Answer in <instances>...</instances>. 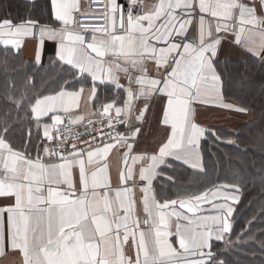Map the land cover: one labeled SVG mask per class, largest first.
<instances>
[{
    "label": "snow or ice",
    "instance_id": "obj_1",
    "mask_svg": "<svg viewBox=\"0 0 264 264\" xmlns=\"http://www.w3.org/2000/svg\"><path fill=\"white\" fill-rule=\"evenodd\" d=\"M30 2L34 3V0ZM95 2L97 7L102 5L103 11L93 14V18L103 19L104 24L92 27L94 35L86 48L84 36L73 34L68 28L73 23V12L79 11L75 0H51L53 18L62 25L59 29L42 26L31 18L19 24L8 17L0 20V42L5 45L17 46V37L29 35L36 28L42 38H58L56 55L68 66L65 70L70 77L63 81L55 95H38L30 104L36 134L33 137L31 128L28 129L23 152L15 149L8 140L12 126L5 124L0 128V198H14V204L0 207V216L7 213L6 229L0 221V256L6 254L7 248L17 254L19 264H226L219 254L226 249L213 250L212 241L232 246L244 236L247 226L237 234L235 241L231 239V218L235 211L231 205L239 202V185H223L225 189L234 190L235 194L221 197L231 204L219 205V215L203 218L202 231L193 232L190 236L188 229L182 230L177 224L175 235L180 249L186 255L199 257L191 261L181 256L168 242L166 237L170 233L164 229L167 227L166 217L174 215L178 219H187L189 226L193 224L192 218L182 216L175 209L164 211L169 205H176L177 200L159 203L153 196L150 201L147 193L152 190L154 179L163 173L160 166L172 167L173 160L205 171L200 164L193 162L200 147L199 141L206 135V130L194 122V106L205 103L221 89L222 77L217 71L221 62L220 46L222 40L228 38L227 21L236 18L234 12L239 14V31L231 33L236 37L232 43L241 44L246 30H258L261 42L257 45L252 41L247 51L264 63V0H250L247 4L243 0H159L144 12H137V8L144 7L142 0H128L127 9L117 0ZM206 17L212 18L208 21L207 31ZM117 21L123 34H117ZM212 23H215L214 30ZM246 25L251 27L246 29ZM81 27L89 30L87 25ZM95 33H101L102 38H97ZM105 57L110 59L105 60ZM39 61L38 51L37 63ZM149 61L155 64L156 78L147 75ZM119 73H123V77ZM85 74L92 82L89 100L96 97L97 81L112 84L115 89L123 88L127 96L123 108L115 107L116 117H125L120 122L127 130L110 136L107 143L105 134L101 135L98 144L95 137L91 142L84 141L89 144L86 151L77 147L79 136L69 134L61 137L59 129L55 135L52 133V127L61 123L59 115L52 116V125L43 123V136L40 134L43 116L61 110L70 112L71 106H65V98L75 103L84 89L81 86L80 92H68L65 86L86 79ZM121 78L129 81L127 86L119 83ZM133 84L139 87L134 89ZM154 98L159 99L162 105V122L171 126L172 135L159 148L158 154L150 158L133 155L141 129L129 119L132 101L145 100V106L134 118L142 122ZM22 100L23 97L13 103L20 108ZM114 105L115 101L102 105V111H96L103 117ZM234 110L246 111L243 108ZM81 119H70L69 123H79ZM108 127H114L111 117H108ZM211 136L216 140L223 139L215 131ZM34 139L37 143L33 145ZM69 139L73 141L70 150L67 148ZM44 141L58 143L53 148ZM227 142L236 143L234 140ZM28 145L35 147V159L28 152ZM61 145L65 147L62 149ZM41 147L49 157L47 161L40 156ZM117 148L124 149L122 160L125 170L120 173L123 192L117 189L113 197L105 173L109 167L108 155ZM55 157L59 160L53 159ZM128 159L133 163L142 159L151 161L147 168L142 165L138 174L139 181L145 182L141 188L145 193L142 201L145 216L141 219H134L135 201L128 199L133 186L137 185L136 173L128 166ZM76 169L79 172L78 185L74 181ZM204 202H210L207 201V193L180 199L179 206L195 215ZM141 224L148 226V230H142ZM153 234L155 239L150 248ZM129 242L136 249L135 258L124 251V245ZM260 244L264 246V241Z\"/></svg>",
    "mask_w": 264,
    "mask_h": 264
},
{
    "label": "trees",
    "instance_id": "obj_2",
    "mask_svg": "<svg viewBox=\"0 0 264 264\" xmlns=\"http://www.w3.org/2000/svg\"><path fill=\"white\" fill-rule=\"evenodd\" d=\"M28 13L30 5L0 0V20L8 17L18 23L25 21ZM65 69L55 61L38 66L21 53L0 45V128L5 124L12 126L8 140L15 149L25 150L29 128L35 137L36 123L31 120L30 104L38 95L57 93L63 81L70 79ZM217 71L222 77V98L233 107L246 109L243 112L247 116L232 131L223 127L213 129L222 140H216L211 132L205 135L200 143L204 172L172 161V167L162 168L153 191L156 200L165 202L216 189L235 194L223 185H239V202L234 205L231 218V239L235 241L237 234L246 226L247 229L238 244L212 241L213 250L226 249L219 253L226 264H264V246L260 244L264 241V63L246 56L241 62L221 61ZM21 97L23 106L17 108L13 101ZM228 140L236 143L230 144ZM36 143L34 139L33 145ZM33 145H28V152L35 159ZM40 156L43 157L42 147ZM250 236L255 239H248Z\"/></svg>",
    "mask_w": 264,
    "mask_h": 264
},
{
    "label": "crops",
    "instance_id": "obj_3",
    "mask_svg": "<svg viewBox=\"0 0 264 264\" xmlns=\"http://www.w3.org/2000/svg\"><path fill=\"white\" fill-rule=\"evenodd\" d=\"M21 4L30 5V13H28L26 16H24V19L27 20L31 18L34 21L39 22L40 25H47L49 27H55L59 29L62 25L59 21H55L52 15V9H51V0H34V3L30 2V0H17ZM68 2H73V0H68ZM75 2L79 5V9H81L84 5L83 0H75ZM117 2L125 9H127L128 0H117ZM167 2V0H165ZM214 2V0H213ZM244 3H249L250 0H243ZM159 3V0L158 2ZM156 3V4H157ZM155 5V4H154ZM153 5H149L146 8V11L148 8L150 9ZM258 13H259V6L257 5ZM77 11H74L72 14V19L74 18ZM234 16L236 17L233 20L227 21L228 23V38L225 40H222L220 51L221 55L219 57L220 61H234V62H241L243 61L246 56H251L256 59L257 57L253 56L250 52L247 51V46L251 44L252 41H255L257 45L261 42V37L258 34V30H252V31H245V33L241 37V44L237 45L235 43H232L236 39L233 33L234 31H239V24H238V12H234ZM199 18V13L197 15V19ZM211 17H206V23H205V30L207 31L208 28V21L211 20ZM20 22L16 23L19 24ZM145 26H147V21L144 22ZM212 29H215V23H212L211 25ZM251 26L246 25L245 28L249 29ZM68 28L71 33L76 34L80 33L85 38V48L87 43L92 42L93 32L92 31H80L75 29L74 24L71 23L68 25ZM191 31H195V29H191ZM117 34H123L119 30V21H117ZM97 38H102L101 33H95ZM219 35L223 36L224 33H220ZM19 43L17 46H13V44L9 43L8 45L3 44L0 42V45L9 48L15 52L21 53V55L31 63H34L38 66H42L46 64L47 62L55 61L66 68H68L67 65H64L62 61H60L56 55L57 48L59 45V39H49L47 36L41 37L39 29H33L31 34L24 35L16 38ZM67 44H71L70 41H65ZM79 47V45H77ZM40 52V61L37 63V52ZM90 51V50H89ZM93 57L95 56V53H91ZM105 60L110 59V57H105ZM121 77H123V73H119ZM147 75L150 78H156L158 76V73L155 70V64L152 61H149L147 63ZM85 77H87V74H85ZM119 83L121 85L127 86L129 81L126 78H121ZM91 78L87 77L86 79H81L80 81H73L69 85H66V91L68 92H80L81 86H83V92L80 94V96L77 98L76 102L73 103L70 99L67 97L65 98V106H71V110L68 113H65L64 111H57L56 113H48V115L43 116L41 118L42 124L40 128V134L41 137L43 136V123H47L48 125H52V116L53 115H59L61 117V122L69 121L70 119L74 118H82L79 123L75 124H81L89 119H92L95 116L100 115L97 113V109H100L102 111V105L110 103L115 101L114 108L110 110L108 114H104V116L107 115H114L115 113V107H124V100L127 99L126 93L124 92L123 88L115 89L114 85L109 84L105 82L104 84H100L99 81H97V94L94 100H89V90L91 88ZM132 87L138 88L139 86L136 84H133ZM56 94V93H55ZM50 94V95H55ZM151 106L148 109V111L145 113V118L142 122L136 121L134 118L136 115L139 114V111L145 106V100L144 99H134L132 101V108L129 110V119L132 123H135L136 127H139L141 129L140 133L138 134L137 141L134 144V152L133 155L138 156H146L151 157L154 154H158L159 148L167 143L168 138L172 135V129L170 125H165L163 120V109L162 105L159 102V99H152L150 101ZM230 106V107H225ZM236 107L231 106L227 102L224 101L221 95V89L218 94H214L213 97L208 98L205 103L202 104H196L194 106V122L201 128L206 130V134L209 132H212L213 129L218 127H223L228 131H232L237 124L244 119L247 114L243 111H236L234 110ZM31 120L35 122V120L32 118V113L30 111ZM101 116V115H100ZM121 118H125L123 115L120 116ZM36 123V122H35ZM55 126V125H54ZM126 127H124V132L126 131ZM205 137V136H204ZM202 137L199 141V145L201 141L204 139ZM176 139L180 140L179 134H177ZM186 143V138L185 141ZM124 149L123 148H117L111 151L108 155V171L105 173V176L108 178L111 189H112V196H115V192L117 189L121 190L123 192V186L120 181V173L125 170L123 160H122V153ZM45 161H47L49 158L46 156L42 157ZM86 159V157H85ZM174 161V160H173ZM150 159H142L139 160L136 163H133L131 159H128V166L131 167L134 172L136 173L137 178V185L133 186V190L128 194V199L135 201V209L133 213L134 219H141L144 218L145 213L143 211V205L142 201L144 199L145 193L141 191V188L145 186V182L139 181V170L141 166L143 165L145 168H147L148 164L150 163ZM177 162V161H176ZM194 163H198L202 166V158L200 153V147L196 154V158L193 159ZM180 163V162H178ZM183 164V163H182ZM186 165V164H184ZM188 166V165H186ZM161 168L164 166L161 165ZM190 167V166H188ZM194 170H199V168H193ZM159 172L160 169H157ZM200 171V170H199ZM158 177V176H157ZM156 177V179H157ZM156 179H154L152 184V190L147 193V196L149 200L153 198L154 195V183L156 182ZM74 181L78 185L79 184V172L78 169L74 170ZM131 185V182H129ZM102 191V190H98ZM233 193L216 189L209 193H207V201L210 202H204L199 205V208L195 215H193L190 212H187L184 208H181L179 206V200L176 205H169L168 209H165V212H171L173 209H175L176 212L182 214L184 217H191L193 220L192 225H188L187 219H178L176 216H170L166 217V224L167 227L164 229L169 235H167L166 239L169 243L172 244V246L181 254V256H184L186 260L191 261L198 259V256L193 255H186L183 253V250L180 249L178 238L175 235L176 232V226L177 224L180 225L181 229H188L189 235L193 232H200L202 231L200 225L203 221V218L205 217H211L215 215L220 214L219 205L228 203L231 204V201L225 202L221 197L225 195H232ZM46 195V193H45ZM156 199V198H155ZM187 199V198H184ZM158 201V200H157ZM159 202V201H158ZM14 204V198H0V207H4L8 204ZM164 203V202H159ZM235 204L231 205L234 207ZM123 213H121L122 215ZM157 224H159V218L156 217ZM0 221L3 222V225L6 229L7 226V213H5L3 216H0ZM210 223V221H209ZM163 227V226H161ZM141 229L147 231L148 226H145L141 224ZM155 237L154 234L149 241V247H152V243L154 241ZM124 251L126 255H130L131 257L135 258L136 256V249L131 246L130 242L128 244L124 245ZM6 254L3 256H0V264H19V259L17 254L12 253L7 248H5ZM142 258V257H141Z\"/></svg>",
    "mask_w": 264,
    "mask_h": 264
},
{
    "label": "built area",
    "instance_id": "obj_4",
    "mask_svg": "<svg viewBox=\"0 0 264 264\" xmlns=\"http://www.w3.org/2000/svg\"><path fill=\"white\" fill-rule=\"evenodd\" d=\"M158 2V0H142L143 8H137V12H144L149 5H154ZM83 7L77 11L73 18V24L75 29L80 31H85L84 27L81 25H87L89 27L88 31H92V27L101 26L104 24L103 19H95L93 18V14H98L103 11L102 5L100 7L96 6L95 0H83ZM108 117H111L112 123L114 125L113 128L108 127ZM124 120V118H117L114 115H107L101 117L100 115L95 116L94 118L81 123V124H70L69 121L61 122L58 125L52 127V133L55 135L56 130L59 129V135L61 137L65 135L71 136H79V140L76 141L77 147L80 149H84L85 151L88 149L89 144H86L84 141H92V138H96V143L100 142V138L102 134L104 135L105 143L108 142L110 136H115L116 133H123L124 124L120 121ZM91 121V124H90ZM87 129V131H86ZM103 130V133L101 132ZM95 130V131H93ZM58 141H44V144L49 145L50 147H55ZM73 141L69 139L67 148L70 150ZM65 146L61 145L63 149ZM43 148V147H42ZM44 153V152H43ZM45 155V154H44ZM46 156V155H45ZM48 157V156H46ZM49 158V157H48ZM53 159L59 160L58 157Z\"/></svg>",
    "mask_w": 264,
    "mask_h": 264
}]
</instances>
